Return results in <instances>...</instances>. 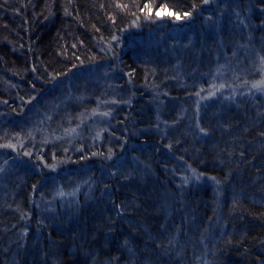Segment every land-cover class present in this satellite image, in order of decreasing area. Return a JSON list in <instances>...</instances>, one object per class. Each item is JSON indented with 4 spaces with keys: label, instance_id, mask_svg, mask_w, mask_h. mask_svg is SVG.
<instances>
[{
    "label": "trees",
    "instance_id": "trees-1",
    "mask_svg": "<svg viewBox=\"0 0 264 264\" xmlns=\"http://www.w3.org/2000/svg\"><path fill=\"white\" fill-rule=\"evenodd\" d=\"M0 264H264V0H0Z\"/></svg>",
    "mask_w": 264,
    "mask_h": 264
},
{
    "label": "rangeland",
    "instance_id": "rangeland-1",
    "mask_svg": "<svg viewBox=\"0 0 264 264\" xmlns=\"http://www.w3.org/2000/svg\"><path fill=\"white\" fill-rule=\"evenodd\" d=\"M160 15H168V16H173V13L172 12H170V11H168V10H162V11H160V13H159ZM40 114H41V112H36V115L34 116V119H33V123H37L38 121H39V117H40ZM103 121H106L104 118H100V122L96 125L97 127H99V125L103 122ZM95 126V127H96ZM93 129H94V127H93ZM81 135V133L80 132H76V134L75 135H72V136H75V137H79Z\"/></svg>",
    "mask_w": 264,
    "mask_h": 264
}]
</instances>
